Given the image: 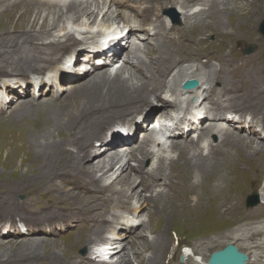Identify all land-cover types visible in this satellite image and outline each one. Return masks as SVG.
Here are the masks:
<instances>
[{"label": "bare ground", "instance_id": "bare-ground-1", "mask_svg": "<svg viewBox=\"0 0 264 264\" xmlns=\"http://www.w3.org/2000/svg\"><path fill=\"white\" fill-rule=\"evenodd\" d=\"M0 3V76L24 68L32 72L0 78L1 108L7 109L11 100H18L11 119L31 123V135H24L27 127L22 129L24 142L31 143L41 161L39 180H52L46 182L47 198L40 203L31 198L16 199L26 182L13 188L9 197H0V264H82L81 255L60 256V261L52 263L38 259L41 252L64 254L80 241V250L90 246L85 264H164L172 225L221 216L219 197H241L264 181V69L263 73L258 71L261 65L264 68V56L254 58L255 47H243V59H249L238 67L235 58L240 56L224 64L208 54L210 41H205L208 46L198 43V38H207L210 35L206 34L216 30L217 42L228 46L257 37L264 42L263 35H245L259 24L264 12L261 0ZM197 6L208 8L194 11ZM172 7L184 18L180 26L169 15ZM204 54L215 65H200L198 68L206 72L200 78L190 76L184 63H198L197 58ZM233 55L223 53L220 57ZM117 64V72L111 74ZM195 77L199 86L184 90V83ZM65 81L69 83L64 86ZM47 93L50 98L35 103L33 98ZM195 97L197 101L192 104ZM255 109L261 111L254 113ZM138 111L140 118L128 123L129 115ZM181 111L185 112L182 116ZM156 119L155 127H151ZM157 124L165 142L158 136ZM155 155L157 165L146 169V160ZM60 176L63 182L53 180ZM83 184L92 191L84 192ZM259 195L264 197V186ZM64 198L90 205L79 213L48 209L35 214L51 200L61 206ZM263 207L264 202L247 207L246 219L240 218L239 230L246 232L237 239L246 241L241 245L249 254L246 264H264V224L252 226ZM12 213L23 218L11 219ZM107 213L117 222L110 225L114 219ZM90 216L102 219L92 220ZM29 217L37 220L26 219ZM17 224H23L25 230ZM83 226L92 229L75 233L74 244H61L54 238L63 229ZM140 236L144 238L138 239ZM228 244L237 247L235 242L225 246ZM187 249L182 254L187 261L205 264L204 253L201 260L194 259ZM6 254H11L9 259ZM205 261L208 264V259Z\"/></svg>", "mask_w": 264, "mask_h": 264}, {"label": "rangeland", "instance_id": "rangeland-1", "mask_svg": "<svg viewBox=\"0 0 264 264\" xmlns=\"http://www.w3.org/2000/svg\"><path fill=\"white\" fill-rule=\"evenodd\" d=\"M261 2L263 5L264 0H261ZM141 3L143 4L144 1H142ZM1 5L2 4L0 3V17L3 15ZM206 7L207 6H204L203 8H206ZM203 8H202V6H197V7H195L194 11L196 9L201 10ZM169 15L176 25L180 26V25H182V23H184V18L181 15L180 10H178V8H176V7L169 8ZM207 18H208L207 16H204V19H207ZM263 20H264V12L262 13L261 19L259 20V24L257 25V27L249 30L248 34H245V35H263L264 36V34L260 30ZM177 29L183 30L181 27H178ZM228 29L231 30L230 25H228ZM124 32H126V30ZM216 32H217V30L214 33L209 32V34H206V35H210L207 38H198V43L202 44V45H206L207 43L205 41L206 40L210 41L211 45L209 46V49L211 51L208 54H211L212 57L215 56V58H219L222 63L228 64L227 59L230 60V59L234 58L235 56L236 57L240 56L238 58H235V65L238 67L244 66L245 62L249 58L245 59V60L243 59V57L245 55L242 52V48L248 47V45H252L253 47H255L254 50H256V51L253 55L254 58H261L262 56H264V54H263L264 51L260 53V50L264 49V42L262 41V37H257V38L251 39L249 41H246L243 44L235 46L236 47L235 48L233 46L225 45L222 42H217L216 36H215ZM140 33H142V32H140ZM205 33H208V31L206 30ZM195 35H204V34H195ZM0 36H1V34H0ZM150 40H153V39H150ZM150 40H148V42ZM209 44L210 43H208L206 46H208ZM148 46H151V43H148ZM199 49L203 50V48H201V47ZM232 52L234 53V55L231 58H228V57L226 58L224 56L222 58L220 57L223 53L227 54V53H232ZM208 54H206V55L204 54V56L201 55L200 57H198L197 58L199 60L198 63L194 62L195 60H190L189 62L184 63V64H186V67L189 66V68L187 70H189L188 72H189L190 76L196 75L197 77L200 78L201 75L206 72V69L201 70L200 68H198L200 65H202V66H207V65H211V64L215 65V62L209 61V60L207 61V59H208L207 55ZM196 55H198V54L196 53ZM224 58H225V61H224ZM239 60H240V62H239ZM243 61H244V63H243ZM133 62L134 61L131 60L130 64H132ZM118 67H119V64L115 65L114 68H112V70L110 71L111 74L115 73V70ZM206 68L208 69L209 67H206ZM25 69H27V68H24V70ZM137 69L142 70L139 67H137ZM263 69H264L263 65H261L258 68V71L259 72L261 71V73H263ZM24 70H22V71H20V70L19 71L18 70L17 71H10V72H7L4 76L6 77V76L12 75V74H21V75L25 76L27 74L32 73L28 70H25V71ZM116 72H117V70H116ZM195 72H197V73L195 74ZM192 73H194V74H192ZM4 76L2 75V76H0V78H2ZM12 78H13V76H12ZM6 79H11V78L8 77ZM193 79L199 81L198 78H196V77ZM247 81H248L247 79H243L244 84L247 83ZM263 82H264V80H263ZM0 83H1V81H0ZM68 83H69V81L64 83V86ZM62 91H63V89H62ZM245 91L246 90L243 87L241 92L244 93ZM27 94L29 97L31 94V91L28 90ZM48 94L49 93H47L46 96L42 95L38 98H33V99L35 100V103H40L42 100L46 99V97H48V98L51 97V95H48ZM158 94H159V92H158ZM1 96H2V94H0V197H9V195L12 193L11 190L13 188L20 187V186H22V184H25V182H26L27 185H25L22 189L19 190V192L16 195V199L21 200L22 198L23 199H30L31 198V200L34 201L35 203L43 202L47 198V197H45V195H46L45 194V191H46L45 186H47L45 184H46V182H48V180H51V179H48V177H43L42 180H39V179H41L40 178V172H41L40 166L42 165L41 161L37 160V158L35 157V154H34L33 149L31 147V143L29 144V142H27V141H26L27 143L24 142L25 140H24L23 134H22V133H24L22 131V129L27 127L28 131L26 133H24V135H26V134L31 135L33 133V130H32L33 126L31 125V123L29 121L27 122L26 120H25L26 123H24V124L23 123L21 124L20 121L18 123V120L17 121L12 120L11 119L12 110H14L16 108V104H17L18 100L17 99L11 100V102L9 103V107L7 109L6 108L3 109V107L1 108V104H2V101H1L2 97ZM5 100H6V102L7 101L9 102L8 99H5ZM16 100H17V102H16ZM37 100H39V101L37 102ZM152 100H153V97H152ZM196 101H197V97H195L194 101H192L193 102L192 104H194ZM6 105H7V103H6ZM201 105L203 106V105H205V103H202ZM239 110L241 111L244 109L239 108ZM244 111H247V110H244ZM254 111H255L254 113H258V111H261V110L255 109ZM184 113L185 112L181 111L180 115L182 116ZM132 114L133 115H129V118L131 117V119L128 123L135 122L136 120H138L140 118L139 111H138V113L134 112ZM134 119H136V120H134ZM158 119H159V117H158ZM15 122H17V124ZM156 122H157V119L154 120L153 124H151V127H154V124ZM117 123L119 124V122H117ZM24 125H26V126H24ZM19 128H20V130H19ZM203 131H205V129H203ZM239 133H241V132H239ZM242 134H244V133H242ZM138 136L141 137V139L143 137L142 134H139ZM194 137L196 138V135H194ZM174 139L175 138H172V139H170V141L174 140ZM161 140L165 142V138H162ZM13 142H14V144L16 143L17 145L16 144H15L16 146L13 145L12 144ZM195 142L200 144V141H198V140H195ZM24 144L27 146L24 147L23 146ZM169 144H170V142L168 143V145ZM28 147L31 149H29ZM149 148L152 149L151 147H149ZM166 148L167 147H164L163 149H166ZM24 149H25V151H24ZM155 150L157 151V149H155ZM172 156H174V154H172ZM216 158H220V157L216 156ZM157 160H158V157L156 155L153 158H149L148 160H146L144 167H146V169L154 168L157 165V162H158ZM153 161H155V162H153ZM53 178L54 177H52V179ZM53 180L58 181V182L59 181L63 182V176L57 177ZM160 181H161V179H160ZM166 181H168V179ZM64 183L70 184L67 181H65ZM161 183H164V181ZM72 184L75 185L74 182H72ZM263 184H264V181L260 182L259 184H257L255 186L256 188L254 187L253 189L247 191L241 197H219V207H220V210L223 212V215H221V216L215 217L214 219H212V218H205L204 220H196L195 219L194 222H191V223H187V222L175 223L174 225H172V228L170 229V232H169L170 248L166 252V255L164 258V264H192L191 261H187V258L183 257V255H182L186 251L187 248H188L187 251L191 252L192 257L194 259L199 258L201 260L203 258L202 255L204 253L205 254L204 258L209 260L210 255L214 251H218L219 249H221L220 247H222L223 245L225 246L228 242H235L237 244V247L240 249V251L249 256V254L246 253L248 251L245 252L244 250H242L245 248L241 247V245L243 246L246 244V241H243L241 239H237L238 234H242V233L246 232V230L245 231L239 230V227L241 226V223H242V222H240L242 220L240 218H245V215H247V212L249 214V211H247L248 210L247 207L248 208H254V207H250L248 205V200H249L250 196L252 197V195H254L256 193L258 198H259V202L260 203L264 202V197L259 195L261 188H263V186H264ZM83 186H84V188H83L84 192H86V190L92 191V189L90 188L89 185L83 184ZM30 188H31V190H30ZM166 190L168 192L171 191V189L169 187H167ZM39 192H41L42 194H39ZM233 196H235V195L233 194ZM236 200L238 202L240 201V204L238 203L239 205H241V204H243V205H241V206L237 205ZM260 203H258V204H260ZM56 204H57L56 202L51 200L49 205L45 206L42 209H39L38 212H35V214H38V216H39L42 211L47 212L50 209H55V211H57V212L69 211L71 209H74L75 212L79 213V210H81L83 208H87L90 205V204H88V206L87 205L83 206V202L81 200L75 202V200L72 198L71 199L64 198L63 203L62 202L59 203V205H61V206H56ZM126 205H130V204L126 203ZM242 206H243V208H242ZM0 209H1V206H0ZM103 210H104V212H108L109 208H105ZM131 212H133V209H132V211H130V213ZM27 213L30 216L33 214L32 212H27ZM235 213H237V214H235ZM108 215H110L111 217ZM43 216L46 217V216H48V214L43 215ZM106 216L110 219L112 218L111 220L114 219V217L111 214L107 213ZM9 217L11 219L23 218V216L20 213H12ZM9 217H7V219H9ZM255 217H257L258 219L254 221L252 226H256V225L262 226L264 224V211L258 213ZM32 218L35 219V217H29L26 219L33 220ZM40 218H43V217L41 216ZM90 218L92 220L94 218L95 220L97 219L99 221L102 219V217H96L95 218L93 216H90ZM35 220H37V219H35ZM111 222H117L116 218L113 221H110V225H111ZM251 222H253V221H251ZM249 224L250 223L247 224V222H246L245 225L248 226ZM91 229H92L91 226H85V227L83 226V227L74 229L72 231H70V230L66 231L65 230L64 232H61L60 235L55 236L54 238L61 244H64V243H66L68 245L72 244V243L74 244V243H76V242H74L75 238H76V236H78V235H75V233H77V232L88 233V232H90ZM108 232H109V227L104 229L105 235ZM118 232H121V231H118ZM147 233H150V231L147 230ZM36 236H39V235H36ZM143 238H144L143 236H140L138 239H143ZM73 246L71 247V251L69 249L64 254H60V252H58V253L56 252V254L55 253L48 254L45 252L44 253L41 252V254H40L41 256L38 257L39 262H45V263L51 262L52 263V262H54V260H56V262L60 261L59 259H61V257H65V256H69V255H72V256L81 255L82 256L81 262H82V264H85L88 257H84V256L88 253L87 251H89L88 248H90V246L88 245V247H84V249L80 250V247H82V241H80L79 243H77ZM129 246L132 247L131 244ZM83 251L86 252V254H83ZM172 251L173 252L176 251L174 258H173ZM194 254H196V255L194 256ZM1 255L2 254L0 253V256ZM10 255L11 254H6L5 258H7ZM251 255L253 256V253L250 254V257H252ZM18 256H22V254H18ZM13 257L15 258L16 255ZM23 258H26V260H31V259L24 257V256H23ZM117 258L118 257H115L114 260H117ZM7 259H9V258H7ZM205 259H204L203 263L205 262V264H207ZM136 264H139V263L136 262Z\"/></svg>", "mask_w": 264, "mask_h": 264}, {"label": "water", "instance_id": "water-1", "mask_svg": "<svg viewBox=\"0 0 264 264\" xmlns=\"http://www.w3.org/2000/svg\"><path fill=\"white\" fill-rule=\"evenodd\" d=\"M261 32L264 34V21L261 25ZM196 85V81L187 84L188 87ZM258 203V197H250L249 206H255ZM248 257L241 253L237 247L228 245L225 249L215 252L209 259V264H246Z\"/></svg>", "mask_w": 264, "mask_h": 264}]
</instances>
